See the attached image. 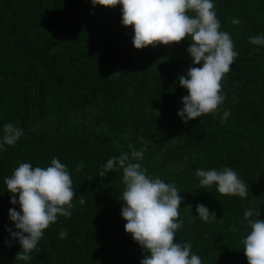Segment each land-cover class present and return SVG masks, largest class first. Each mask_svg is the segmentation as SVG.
I'll return each instance as SVG.
<instances>
[{"label":"trees","instance_id":"obj_1","mask_svg":"<svg viewBox=\"0 0 264 264\" xmlns=\"http://www.w3.org/2000/svg\"><path fill=\"white\" fill-rule=\"evenodd\" d=\"M213 4L238 55L222 80L223 104L185 124L178 112L188 92L178 77L202 66L187 51L190 37L136 50L119 5L0 0V264H140L148 254L125 232L121 215L123 170L100 172L109 158L142 148L143 159L131 162L180 192L176 241L191 243L202 264H248L244 213L259 210L264 220V46L249 42L264 36V0ZM9 123L23 132L14 146L3 144ZM53 158L71 176L72 214L44 230L32 260L16 261L22 248L8 231H17L9 210L20 206L11 204L5 180L22 163L46 168ZM226 167L248 184L246 199L198 187V169ZM200 204L216 220H201Z\"/></svg>","mask_w":264,"mask_h":264},{"label":"clouds","instance_id":"obj_2","mask_svg":"<svg viewBox=\"0 0 264 264\" xmlns=\"http://www.w3.org/2000/svg\"><path fill=\"white\" fill-rule=\"evenodd\" d=\"M91 4L93 8L99 5L106 9L121 6L122 25L133 29L132 43L136 50L171 46L190 37L187 51L193 64L202 66L190 67L186 76L178 77L179 85L188 92L182 99L183 108L178 116L187 124L202 115L216 113L225 99L221 94L222 80L231 71L238 53L234 51L230 34L220 30L213 0H91ZM232 23L238 24L239 20L233 19ZM249 42L264 46V36L250 37ZM119 74L117 71L113 76ZM228 116L229 112L225 111L223 118ZM22 134V129L6 124L3 144L14 146ZM129 148L132 149V145ZM146 150L133 149L130 155L124 153L109 158L100 172L103 177L106 173L123 170L125 188L120 198L124 204L121 215L126 221L125 232L148 254L140 264H202L201 258L192 253L191 243L176 241L177 230L182 227V222H178L182 198L177 187L149 177L140 163L131 162L142 160ZM83 167L81 161L76 171ZM196 176L200 178V188L216 185L221 195L248 197V184L231 168L198 169ZM5 184L11 193V204L20 206L19 212L15 208L9 210L17 231H8L22 248L15 260L27 262L34 258L33 252H39L37 245L44 230L56 223L59 216H71L76 192L67 167L57 158L46 168L22 163L6 178ZM85 202L81 196L79 203ZM196 212L204 222L216 220V214L202 204L196 206ZM259 215V210L249 208L241 222L246 221L250 229L242 239L248 264H264V220H260ZM59 236L66 238L67 231L61 230Z\"/></svg>","mask_w":264,"mask_h":264}]
</instances>
